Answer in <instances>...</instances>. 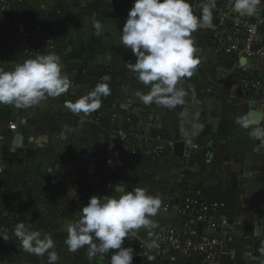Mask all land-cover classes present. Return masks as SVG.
I'll return each mask as SVG.
<instances>
[{"label":"crops","instance_id":"obj_1","mask_svg":"<svg viewBox=\"0 0 264 264\" xmlns=\"http://www.w3.org/2000/svg\"><path fill=\"white\" fill-rule=\"evenodd\" d=\"M133 2H27L24 18L32 26H41L32 37L35 53L54 51L59 55L71 86L65 94L47 98L26 109L0 105V186L6 187L10 180L21 175L25 179L22 188L14 189L21 194L15 196L6 187L10 195L0 205V210L18 205L37 213L46 234L54 239L58 264H107L115 250L106 254V260L99 256L90 259L86 254L87 247L71 252L65 244L68 225L79 219V211L89 198L113 195L112 186L120 182L126 184L128 190L144 187L161 198L162 205L155 222L165 226L177 219L178 211L174 207L170 212H164L162 197L168 190L176 189L182 195L222 200L227 204L226 212L236 224L232 242L234 253L220 264H264V252L260 251L264 248V138L250 136L251 129L237 123L238 119L248 117L254 125L264 127L262 112L246 105L237 76L219 84L218 78L231 63L213 53L209 35L213 27L200 28L192 34L196 41L195 55L200 63L191 77L180 81L179 87L187 93L184 103L172 109L145 105L137 94L147 93L149 89L137 81L135 73L129 72L125 62L135 63L136 58L118 39ZM189 2L195 8L207 0ZM220 3L221 0H216L215 8ZM62 12L63 16L60 15ZM94 20L100 21L108 31L97 36L92 26ZM9 44L22 54L14 63L9 57L5 60L1 57L4 45ZM24 48L25 42L20 35L0 25V66L9 71L17 63H23L27 59ZM97 83H106L110 94L101 96V107L94 112L108 115L113 107H117L126 113L132 105L142 106L147 114L141 125L151 139L149 145L153 147L155 138L161 137L182 143V150L151 160L143 156H126L117 146L107 148L110 119H105L103 129H98L88 123L90 114L81 112L73 116L66 113L69 112L66 101H76L92 91ZM109 98L112 105L108 110L103 107ZM10 123L17 124L18 129L10 130ZM65 126L71 131L61 139L60 133ZM17 136L20 139H16ZM184 151L191 152L189 159L184 157ZM223 172L225 177L221 178ZM118 174L120 182L115 181ZM227 189L231 193L226 198ZM56 193H61L65 200L58 195L56 198ZM39 195L38 199L34 197ZM64 207L67 210L63 211ZM122 246L132 247V264H140L141 259L130 244V238H125ZM176 255H156L148 264H203L199 258L186 260ZM32 261L33 264H48L47 253L43 257L34 255Z\"/></svg>","mask_w":264,"mask_h":264},{"label":"clouds","instance_id":"obj_2","mask_svg":"<svg viewBox=\"0 0 264 264\" xmlns=\"http://www.w3.org/2000/svg\"><path fill=\"white\" fill-rule=\"evenodd\" d=\"M261 2L232 0V8L240 16H253ZM215 5L216 0L198 3L195 8L189 0H134L118 39L136 58L135 63L125 62L129 72L135 73L137 81L149 89L147 93L137 94L145 105L172 109L184 103L187 93L179 87L180 81L191 77L200 63L192 34L200 28L214 27ZM92 26L97 36L108 31L98 20ZM63 68L61 57L54 51L17 63L9 71L0 66V105L26 109L65 94L71 81ZM109 94V86L99 83L66 106L73 113L90 114L101 107V96ZM237 123L250 128V136L264 138V127L254 125L248 117L238 119ZM67 131L71 129L65 126L61 139L66 138ZM125 185L120 182L112 186L113 195L89 198L79 211V219L67 227L65 244L69 251L87 247L90 259L99 256L106 260V254L115 250L107 264H132L134 249L123 247L124 240L141 228L152 236L151 230L158 227L152 218L161 209L162 200L144 187L128 190ZM14 233L26 252L39 257L47 253L48 264H58L59 254L54 250L55 242L50 234L42 237L40 231L30 230L24 223H18ZM147 246L158 245L153 241ZM260 251L264 252V248ZM147 259L153 261L155 257L149 255Z\"/></svg>","mask_w":264,"mask_h":264},{"label":"built area","instance_id":"obj_3","mask_svg":"<svg viewBox=\"0 0 264 264\" xmlns=\"http://www.w3.org/2000/svg\"><path fill=\"white\" fill-rule=\"evenodd\" d=\"M29 0H0V25L20 35L25 42L23 54L27 59L34 58L38 53L33 49L32 37L39 32L41 26H32L24 18V10ZM216 23L210 32L213 53L222 59L229 60L231 67L221 74L219 84L227 83L231 76L240 79L239 91L243 94L246 105L262 112L264 117V0L258 5L253 16H240L233 11L232 0H221L215 8ZM22 54L14 45H4L2 59L8 57L14 63ZM248 60L246 66L241 60ZM218 84V85H219ZM70 101H66V105ZM130 102V100H129ZM67 114L76 116L69 110ZM147 111L142 106L132 105L130 112H120L119 108L111 109V128L107 132L106 147H119L120 151L131 157L140 156L159 159L176 150L175 141L155 138V145L141 125ZM80 115V113L78 114ZM88 123L95 128L103 129L105 116L102 112H92ZM9 129L15 131L17 124L10 123ZM196 148V146H194ZM191 152L184 151L189 159ZM10 193L6 187L0 186V205L7 200ZM163 211L170 212L177 208V219L172 224L158 226L148 230H134L130 244L135 247L140 264H148L147 257L179 255L186 260L199 258L203 264H220L222 260L233 255L232 242L236 224L226 212L227 204L222 200H204L193 195H182L176 189L168 190L162 197ZM155 222V217L152 218ZM18 223L27 228L40 231L43 237L47 230L42 225V218L33 211L13 205L0 210V264H30L33 254L26 252L16 237L14 229ZM203 223L201 232L198 225ZM156 242L158 246L149 248L147 245ZM27 260L26 262L22 260ZM154 261V260H153Z\"/></svg>","mask_w":264,"mask_h":264},{"label":"trees","instance_id":"obj_4","mask_svg":"<svg viewBox=\"0 0 264 264\" xmlns=\"http://www.w3.org/2000/svg\"><path fill=\"white\" fill-rule=\"evenodd\" d=\"M61 16H63L64 15V13L62 12V14H60ZM209 39V38H208ZM98 84V83H97ZM94 86H96V85H94ZM104 104H105V107H103V108H105V109H110V107H111V105H112V100L109 98L107 101H105L104 102ZM104 110V109H103ZM103 114H104V116H105V119H109V114L107 115V114H105L104 112H102ZM125 155V154H124ZM127 156V155H126ZM120 174H118L116 177H115V181L116 182H118L119 180H120ZM24 178L22 177V175H21V177L20 176H18L17 177V179L16 180H14V181H11L10 180V182L9 183H7L5 186L7 187V188H9V192L10 193H12V192H14L15 193V196L16 195H18V194H21L20 192H17V191H15L14 189H17V188H22L23 187V183H24ZM120 182V181H119ZM15 187V188H14ZM57 189H58V186H57ZM64 191V190H63ZM63 191H61V193H63ZM57 192V191H56ZM61 193H56L55 194V197L57 196V197H60L62 200H65V197L61 194ZM231 193V191L229 190V189H227V191H226V193H225V197L227 198V196L229 197L230 194ZM30 194V193H29ZM34 197H36V199H38V197L40 198V195L39 196H34ZM56 197V198H57ZM33 258H34V254H33Z\"/></svg>","mask_w":264,"mask_h":264},{"label":"water","instance_id":"obj_5","mask_svg":"<svg viewBox=\"0 0 264 264\" xmlns=\"http://www.w3.org/2000/svg\"><path fill=\"white\" fill-rule=\"evenodd\" d=\"M247 64H248V60H246L245 58H243V59L241 60V65H242V66H246ZM251 112H254V113H256L258 116H260V114H258L257 111H255V110H252ZM16 139H20V136H17ZM181 147H182V143H177V144H176V150H177V151H181V150H182ZM224 177H225V175H224V172H223V174L221 175V178H224ZM202 229H203V223H200V224L198 225V230H199V232H201ZM234 229H236V227H235ZM110 257H111V254H110V256L108 257V259H110Z\"/></svg>","mask_w":264,"mask_h":264},{"label":"rangeland","instance_id":"obj_6","mask_svg":"<svg viewBox=\"0 0 264 264\" xmlns=\"http://www.w3.org/2000/svg\"><path fill=\"white\" fill-rule=\"evenodd\" d=\"M40 201H41V200H40ZM43 207L46 208V206H44V205H43ZM65 210H67L66 207L63 208V211H65ZM176 256H177V255H176ZM21 258H22V257H21ZM178 258H179V257H178ZM33 259H34L33 256L29 259L31 264L35 263L34 261H32ZM22 260L25 261V262L27 261V260H24L23 258H22ZM178 261H180V258H179ZM178 263H179V262H177V264H178ZM193 264H195V263H193Z\"/></svg>","mask_w":264,"mask_h":264}]
</instances>
